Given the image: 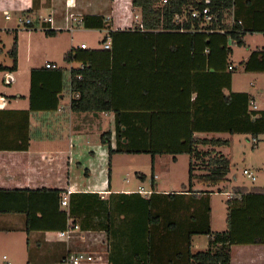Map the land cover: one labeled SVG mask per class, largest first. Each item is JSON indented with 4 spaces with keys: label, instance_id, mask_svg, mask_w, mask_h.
<instances>
[{
    "label": "crops",
    "instance_id": "crops-1",
    "mask_svg": "<svg viewBox=\"0 0 264 264\" xmlns=\"http://www.w3.org/2000/svg\"><path fill=\"white\" fill-rule=\"evenodd\" d=\"M256 1L238 0L237 5L226 15L224 24L230 25L229 20H231L233 25L237 11V15L249 28L264 29V18L255 13L264 10V0ZM4 3L10 8L9 11L32 17L35 28L32 30H37V26L42 24L44 27L57 31L55 36H44L47 38L46 41H56L57 48L53 50L57 51L58 56L47 59L44 65L30 70L29 87L26 93H17L12 100L0 95V189L60 190L61 198L68 197L69 204L64 206L60 203V211L68 215L66 231H64V218H61L58 209L43 207L41 202L32 204V210L38 214V217L35 223L37 227L30 233L27 232L26 214H0V264L4 263V256L11 264H61L67 255L85 251L98 254L97 264H109L110 260L119 264H136L148 258L149 245L146 234L150 227L148 224L150 215L158 217L154 220L156 225L153 229L155 228L159 233L164 232L157 236L164 235L165 232L170 233L172 230L176 232L173 237L183 238L198 222L196 219L206 214L207 205L210 209L211 231L213 233L228 231L227 202L233 198V189L242 188L243 191L245 188L230 185V174L226 182L212 186L208 190L199 189V185L202 184L196 181L193 183L192 190L185 183H182L179 189H172L158 182H155L153 187V181L147 186L148 175L143 171L134 173L132 170L140 155L110 156L109 144L102 141V135L111 132L110 145L113 149L117 147L116 116L113 113H101L98 116L91 114L96 120H100L101 117L108 119L104 129L95 130L94 134L91 130H86L83 124L76 127L74 125L75 113L70 109L74 96L70 88L71 71L79 69L81 63L68 64L65 62V56L72 49L81 48L83 44L88 45L85 41H80V38L87 34H93L97 38L94 39L97 48L93 46L90 48L88 45L86 50L101 51L105 50L104 44L102 48L98 44L102 43L110 30L132 28V31H135V28H141V12L139 9L132 8L131 0H5ZM3 11L9 12L7 9ZM88 17L103 18L112 22V27L110 30L86 28L83 20ZM48 18H52V23L43 25ZM97 23V19L88 20L89 25ZM16 28L15 26L4 30L11 32ZM0 30L3 28L0 27ZM257 35H261L263 39L255 43L254 39ZM172 41L173 38H169L166 42L170 44ZM228 45L232 49L228 65L234 70H230L226 63L215 65L216 68L204 69L200 62L191 63L188 62V58H179L177 61L171 60L163 64H145L140 68L133 66L129 69L127 76L133 82H139L136 83L137 85L146 83L147 86H153V95L145 101L155 104L159 101H172L156 93L155 84L176 82L186 87L189 83L191 85L188 86H194L197 90L196 88H201L208 83L210 86L214 85L216 90L227 85V78L232 71L231 88H224L222 90L224 95L249 94L253 99L251 109L264 111V85L253 83L250 88H242L241 85L237 87L235 83L237 65L247 75L255 77L256 82L258 78L259 83H264V72H247L245 65H241L248 62L252 53L264 52V33H248L243 37V45H236L232 40L228 42ZM244 49L247 50L244 52ZM169 50L170 47L167 46L164 50L165 56L169 55ZM234 56L238 58L237 61L232 60ZM102 57L103 54H96L97 60ZM48 63L56 64L58 70L64 72L62 93L57 97L58 109L49 111L57 105L58 101L54 95L45 94V91L41 90L40 85L44 81L40 74H35L37 87L34 102L36 110L41 111H33L31 107L32 70L44 71ZM118 73L123 75V72L119 70ZM17 81L18 79L13 77L12 83L16 84ZM52 91H56L57 94L61 91V86L55 83L50 93ZM196 96L197 93H193L192 99L194 100ZM183 99L187 102V98ZM215 100L218 102L217 98ZM254 106L257 109H254ZM62 125L67 126L65 130ZM132 130H135L134 125ZM228 135L230 134L196 133L195 137L231 140L225 137ZM221 148L224 147L202 145L197 147L199 151L214 150L227 156ZM178 156H172V160L176 162ZM118 159L126 162L128 173L133 172L139 179H135L136 188L127 186L130 183L129 179H125L126 184H124L118 177H114V164H117ZM191 161L190 157V163ZM152 164L154 172L156 157L152 158ZM202 174L200 169L198 174L195 172V175ZM153 175L155 180L159 179L155 172ZM234 180L236 181L237 177H234ZM243 192L264 195V186ZM218 193L225 194L227 197L224 218L221 222H218L217 216L213 213L212 198ZM149 201L152 203L150 207L147 205ZM247 204L257 205L253 209L256 217L252 223L242 222L240 237L243 239L264 237V221L260 219L261 217L264 219V198H253ZM45 213L47 215H44ZM246 232L249 234L245 235ZM199 236L202 235L192 237V253L206 251L209 248L210 241L206 248L196 251L192 249L195 239ZM209 237L211 240V236ZM174 251L175 248L171 245L157 255L156 261L163 264L175 261L177 258L172 257ZM232 264H264V244L248 243L234 246Z\"/></svg>",
    "mask_w": 264,
    "mask_h": 264
},
{
    "label": "trees",
    "instance_id": "trees-1",
    "mask_svg": "<svg viewBox=\"0 0 264 264\" xmlns=\"http://www.w3.org/2000/svg\"><path fill=\"white\" fill-rule=\"evenodd\" d=\"M164 1L131 0L132 8L139 9L142 17L141 28H135V31H132V28L110 30L112 22L103 18L88 17L83 20L86 28L109 29L102 44L110 42L111 47L109 50L101 51L72 49L65 56L66 63L79 62L84 66L83 69L71 71L70 88L77 97L72 98L70 109L75 114L113 113L116 116V149H113L109 142L111 132L102 135V141L109 144L110 156L114 154L151 155L154 158L158 155L176 157L187 154L192 158L187 185L189 189H193L194 181L215 186L227 181L231 172L232 159L214 150L199 151L197 147L199 145L230 147L232 140L199 139L195 137V134L228 133L258 137L264 135V111L251 109L253 99L249 94L224 95L222 90L231 88L232 71L227 78V85L216 90L214 85L210 86L208 83L201 88H196L197 90L194 86H188L191 85L189 83L186 87L176 82L155 84L156 93L172 99L171 102L166 100L155 104L145 101L153 95V86H147L146 83L137 85L136 83L139 82H133L127 73L133 66L140 68L145 64H163L171 60L177 61L179 58H188V62L191 63L200 62L204 69H210L222 63H226L229 67L228 58L232 49L228 42L232 40L236 45L241 46L246 34L264 33V29L249 28L237 15V11L233 25L225 26L226 15L237 5L238 0H209V4H206L208 0H166V3ZM206 6H209L217 15V22L212 26L201 25L199 19L191 17L192 9L202 10ZM255 13L264 18V10ZM90 19H97L98 23L89 25ZM44 32L48 37L58 33L55 30H44ZM169 38H173V41L167 44L166 41ZM166 45L170 47V50L169 55L165 56ZM96 54H103L102 59L97 60ZM11 56L14 66L10 70L16 71L17 39L11 50ZM241 65H245L247 72H264V52L252 53L248 62ZM7 70L9 69L0 66V71ZM118 70L123 72V75L121 73L118 75ZM35 74H40L44 81L40 85L41 90H44L45 94L54 95L57 99L62 93L64 72L58 69L32 70L31 107L33 111H41L36 110L34 102L37 87ZM79 76L81 78H78ZM55 83L61 86V91L57 94L56 91L50 93ZM193 93H197L194 100ZM183 98H187V102ZM57 101V105L49 111L58 109L59 100ZM132 125L135 130H132ZM206 159L209 162L206 163ZM194 160L207 164L204 169L206 172L202 175H195L198 169L194 165ZM153 187H155L154 175ZM61 193L60 190L46 189L38 191L0 189V214H26L27 232L30 233L36 229L35 223L38 217V214L32 210V204L41 202L43 207L58 209L61 218H64V231H66L68 215L60 211ZM253 198L262 199L264 195L246 194L241 189L234 190L233 198L227 202L229 229L222 233L211 231L210 209L207 205L206 214L196 219L198 222L193 225V229H189L183 238H176L177 241L174 244L171 242L174 238L170 241L175 248L172 257L177 259L170 261L169 264H232L234 246L248 243L264 244V237L256 236L250 239L240 237L242 222L252 223L255 220L253 209L257 205L247 204ZM147 205L150 207L152 203L149 201ZM157 218L150 215L148 219L150 226L146 234L149 245L148 258L136 264H163L157 262L156 257L171 246L167 244L176 232L171 230L170 233L165 232L164 235L157 236L164 233L153 229L156 225L154 220ZM260 219L264 221L262 217ZM107 233L109 234V231ZM248 234V232L245 233V235ZM195 235L211 236L209 248L206 251L191 252V240ZM109 264L119 263L110 260Z\"/></svg>",
    "mask_w": 264,
    "mask_h": 264
},
{
    "label": "rangeland",
    "instance_id": "rangeland-1",
    "mask_svg": "<svg viewBox=\"0 0 264 264\" xmlns=\"http://www.w3.org/2000/svg\"><path fill=\"white\" fill-rule=\"evenodd\" d=\"M4 2L5 0H0V27L3 28V30L0 31V66L8 68L9 70L0 71V95H4L5 97H8V99L12 100V98L15 97L17 93H26V90H28L30 70L34 67H38L39 65H44L47 59L57 58L56 56H58V53L57 51L53 50L54 48H57L56 41H46L47 38L44 36L45 32L43 31L44 28L42 24H39V26H37V30H28L22 27H17L16 17L21 14H15L14 12L9 11L10 8H8ZM4 9H7L13 17L11 21L5 20L3 11ZM47 15L48 12L46 11L45 16L47 17ZM229 22L230 25L227 26L232 25L231 20H229ZM15 26L17 27L15 30L12 29L11 32L6 31L8 28H14ZM222 26L224 25L222 24ZM5 28L7 29L4 30ZM82 38H80V41H85L90 48L92 46L97 48V45L95 46L94 44V39L97 38L94 37L93 34H87ZM15 39H17L18 47V70L11 71L10 69L14 66V60L11 56V50L15 43ZM262 39L263 37L261 35H257L256 39H254V42H261ZM98 46L102 48L103 44H98ZM245 50L247 49H244V52ZM232 60L237 61L238 58L234 56L232 57ZM60 63H63V61H60ZM13 77H16L18 79L16 84H14L15 82L12 83ZM255 80V77L247 75L245 71L241 67H239V65H237L235 75L236 86L241 85L240 87L242 88H250L252 87L253 83L264 85V83H259L260 80L258 78L257 82ZM11 83L13 85H11ZM75 97L77 96L74 95L73 98ZM74 117L75 127L83 124V127H86V130H91L93 132L92 134L95 133V130L104 129V124L108 121V119L105 117H101L100 120L93 119L91 114H74ZM62 126L64 127V130L67 127H65V125ZM225 137L232 140V144L230 147L221 148V151L224 152L230 159H232L230 185L244 186L245 188L243 189V191L253 190V188L256 187H263L264 135L254 137L252 135L236 134L232 136L228 135ZM138 158V162L135 163L132 170L134 171V173L143 171L144 173H146V175H148L147 186H149L151 181H153L154 172L159 176L158 180L154 179L155 182L166 184L172 189H179L182 183L188 184L189 182L190 157L186 154L178 156L176 162L172 160L171 155L156 156V165L154 172V165L152 164L151 155H140ZM118 160L119 161H117V164H114V177H118L119 181L124 184H126L125 179H129L130 183L127 184V186L129 188H136L137 181H135V179L138 178L133 172L128 173L126 162H122V159ZM205 161L206 163L209 162L208 159H206ZM206 163L201 164L194 160L196 169H198V171L200 169V171H202L203 173L206 172L204 171V169L206 168L205 166H207ZM247 169L252 171L256 175V181L248 179L243 174V172ZM198 171H196L197 174ZM234 177H237L236 181L234 180ZM211 187L212 186L205 184L199 185V189L202 190H208L211 189ZM236 189H233L232 193ZM212 199L214 209L213 213L215 216H217L218 222H221L224 218L223 216L226 208L225 200L227 199V197L225 194L218 193L214 195ZM172 239L173 241H171ZM170 241L174 244L177 240L175 237H171L167 245H171ZM209 241V236H199L195 239V243L192 249L196 251L200 248H206ZM84 253H88V251H85Z\"/></svg>",
    "mask_w": 264,
    "mask_h": 264
},
{
    "label": "built area",
    "instance_id": "built-area-1",
    "mask_svg": "<svg viewBox=\"0 0 264 264\" xmlns=\"http://www.w3.org/2000/svg\"><path fill=\"white\" fill-rule=\"evenodd\" d=\"M167 1L165 0L164 3ZM210 1H206V4H209ZM4 17L6 21H11L13 17L9 12L4 13ZM191 17L193 19H199L201 21V25H208L212 26L217 22V15L212 11V9L209 6L204 7L202 10L200 9H192L191 11ZM16 22H17V27H22L24 29H33L34 28V20L32 17L27 16V15H19L16 17ZM52 23V18H48L43 22L44 24H51ZM44 30H51L48 27H44ZM1 31V30H0ZM1 41V37H0ZM111 47V43L108 42L104 45L105 50H109ZM81 49L86 50L87 45L83 44L81 46ZM46 69H58V66L54 63H48L45 66ZM81 69L84 68L83 65L80 66ZM230 70H233V67H229ZM78 78H81L80 76ZM254 109H257L256 106H254ZM243 174L250 180L256 181L257 177L256 175L250 171V170H245ZM142 192V191H140ZM229 196V195H228ZM62 205L67 206L69 204V199L68 197H64L62 199ZM98 254L97 253H84V252H76V253H71L67 255L61 262V264H97L98 259L97 258ZM3 264H11L6 256H4V263Z\"/></svg>",
    "mask_w": 264,
    "mask_h": 264
},
{
    "label": "water",
    "instance_id": "water-1",
    "mask_svg": "<svg viewBox=\"0 0 264 264\" xmlns=\"http://www.w3.org/2000/svg\"><path fill=\"white\" fill-rule=\"evenodd\" d=\"M95 116H98V114H95Z\"/></svg>",
    "mask_w": 264,
    "mask_h": 264
}]
</instances>
